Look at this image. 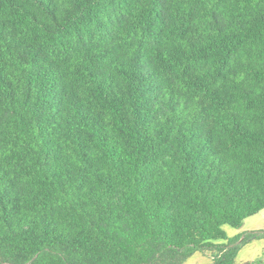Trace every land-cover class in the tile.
I'll return each instance as SVG.
<instances>
[{
  "label": "trees",
  "instance_id": "1",
  "mask_svg": "<svg viewBox=\"0 0 264 264\" xmlns=\"http://www.w3.org/2000/svg\"><path fill=\"white\" fill-rule=\"evenodd\" d=\"M263 209L264 0H0V264H236Z\"/></svg>",
  "mask_w": 264,
  "mask_h": 264
},
{
  "label": "rangeland",
  "instance_id": "2",
  "mask_svg": "<svg viewBox=\"0 0 264 264\" xmlns=\"http://www.w3.org/2000/svg\"><path fill=\"white\" fill-rule=\"evenodd\" d=\"M225 230L229 236L242 233L244 237L251 232L264 233V209L245 219L244 225L241 228L237 229L226 225ZM261 259H264V237L251 238L239 246L236 255V264H256ZM210 263L211 258L209 257V254L196 252L189 257L184 264Z\"/></svg>",
  "mask_w": 264,
  "mask_h": 264
}]
</instances>
